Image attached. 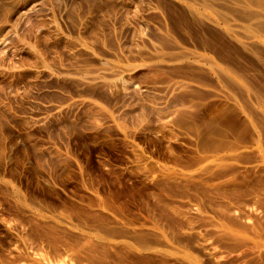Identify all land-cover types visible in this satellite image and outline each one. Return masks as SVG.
I'll return each instance as SVG.
<instances>
[{"label":"rangeland","instance_id":"374dc122","mask_svg":"<svg viewBox=\"0 0 264 264\" xmlns=\"http://www.w3.org/2000/svg\"><path fill=\"white\" fill-rule=\"evenodd\" d=\"M0 264H264V0H0Z\"/></svg>","mask_w":264,"mask_h":264}]
</instances>
